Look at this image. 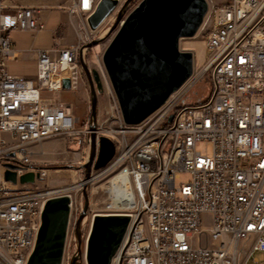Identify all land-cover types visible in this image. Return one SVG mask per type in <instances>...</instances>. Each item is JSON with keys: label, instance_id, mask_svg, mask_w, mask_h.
<instances>
[{"label": "built area", "instance_id": "built-area-1", "mask_svg": "<svg viewBox=\"0 0 264 264\" xmlns=\"http://www.w3.org/2000/svg\"><path fill=\"white\" fill-rule=\"evenodd\" d=\"M99 2L73 0L68 11L87 18ZM206 2L200 32L209 52V96L184 104L195 85L190 77L140 124L124 122L117 97L105 129L97 118V138H110L117 149L101 172L125 171L134 199L113 264H264L256 257L264 255V0ZM45 29L36 9L0 0V264H28L44 207L59 195L40 186L49 170L35 163L36 147L58 135L90 146V124L61 130L82 75L81 45L55 40L37 52L35 77L9 72L19 57L12 34ZM203 144L210 153L199 151ZM28 173L34 182L21 183ZM183 175L190 180L178 183ZM77 242L73 231L63 264L78 254Z\"/></svg>", "mask_w": 264, "mask_h": 264}, {"label": "water", "instance_id": "water-1", "mask_svg": "<svg viewBox=\"0 0 264 264\" xmlns=\"http://www.w3.org/2000/svg\"><path fill=\"white\" fill-rule=\"evenodd\" d=\"M132 0L119 10L111 32L115 38L104 55V63L126 124H140L162 107L193 73V54L180 50L182 38L194 37L200 30L208 10L206 0H143L126 16ZM121 0H100L87 17L92 31H97L120 7ZM91 90L90 155L84 167L86 179L92 171L108 166L116 155V144L106 136L97 138L98 99L95 83L101 89L98 74L80 59ZM64 88L71 89L65 79ZM6 178L16 182L15 173ZM34 174L21 177V183L34 182ZM85 207L75 228L78 256H81L82 223L89 200L84 191ZM71 199L59 196L50 199L42 213V225L28 264H63L71 213ZM132 217L128 214H97L87 238L86 264H113L121 249ZM74 257L70 264H76Z\"/></svg>", "mask_w": 264, "mask_h": 264}, {"label": "rangeland", "instance_id": "rangeland-1", "mask_svg": "<svg viewBox=\"0 0 264 264\" xmlns=\"http://www.w3.org/2000/svg\"><path fill=\"white\" fill-rule=\"evenodd\" d=\"M8 1L11 4L19 5L14 2V0ZM126 1L127 0H121L120 7L113 14V18L107 24H103L97 31H92L89 28L87 18L84 15H72L68 13L70 5L68 2L65 1L60 5L55 4L56 6L53 7L55 10L64 12L67 18L75 21V25L71 22L68 25L63 24L61 26L62 33L60 34L63 35V31L69 27L74 30L76 40L72 43V45H81L79 63L81 57H83L89 69L91 71H96L98 74L101 89H98L95 83L98 99L97 118L99 125H102V128L104 129L108 125V122H106L108 118L114 115L112 105H114V97H116L110 77L106 70L104 55L117 34V31L111 32V29L116 21L119 10ZM142 1L143 0H132L127 7L126 16L134 11ZM213 1L216 4H221L227 0ZM59 24V17L55 13L54 16H52L47 22L48 30L51 32L54 31ZM204 38V32H200L199 30L194 37L182 38L180 40V50L191 52L193 54V73L191 78L195 81V85L184 98V104L194 103L206 99L212 89L210 72L206 71L209 52L207 51ZM54 43L55 41H53V44ZM16 72L31 74L34 72V66L32 62L26 61L23 64L12 68V73ZM72 93L74 97L73 101L71 97V100L68 103L71 105V116L68 120L62 122L63 124L61 125V130L63 131L65 129H69L68 125L72 126V123L80 129H86L90 124L91 90L83 68L77 88L71 92V95ZM173 119L174 114L170 116L169 122L171 123ZM198 149L203 154L211 152V147L206 144L201 145ZM89 155L90 146L88 141L69 138L67 135H58L49 139L46 141L44 146L41 145L39 148H36L34 154L35 163L49 170L47 178L40 183V186L50 190H58L62 188L76 187L81 183H86L89 205L87 214L82 223L84 248L95 215L119 214L126 212V208L118 209L111 206L113 200L110 193V180L118 174V171L107 172L94 181H91L92 178L97 177L100 173H102L101 170H93L90 180H87V171L84 165L88 161ZM189 180V176L183 175L177 182L185 183ZM83 191L84 187H81L67 193L71 196L73 201L67 231V236L69 235V237L73 231L75 232L77 220L85 207V197ZM60 195L61 194L57 196L55 195L53 198L59 197ZM256 257L260 259L261 263H264L263 254L258 253ZM68 258L69 256L67 255L65 258V264H67ZM82 264H86L84 258L82 259Z\"/></svg>", "mask_w": 264, "mask_h": 264}, {"label": "crops", "instance_id": "crops-1", "mask_svg": "<svg viewBox=\"0 0 264 264\" xmlns=\"http://www.w3.org/2000/svg\"><path fill=\"white\" fill-rule=\"evenodd\" d=\"M65 1L71 5L73 0H14V2L21 6L36 9L40 14L41 19L45 22L46 29L37 36L29 32H15L12 34L15 47L19 51V57L17 58V60L9 63V72L12 75L22 77H35L37 73V52L39 50L52 48L54 46L53 41L55 40L58 41L61 47L70 46L76 40L75 32L70 27L63 31V35L60 34L62 33L61 26L63 24L68 25L71 22L73 25H75V21L73 19L67 18L64 12L55 10V8H53L56 6L55 4L60 5ZM55 13L59 17L60 24L54 31L51 32L48 30L47 22L52 16H54ZM26 61L32 62L34 66L33 73H12V68L17 65H21ZM71 97L73 101V93ZM45 143L46 142L41 145L44 146ZM41 145L37 146L36 148H39Z\"/></svg>", "mask_w": 264, "mask_h": 264}, {"label": "bare ground", "instance_id": "bare-ground-1", "mask_svg": "<svg viewBox=\"0 0 264 264\" xmlns=\"http://www.w3.org/2000/svg\"><path fill=\"white\" fill-rule=\"evenodd\" d=\"M112 18H113V14L105 21L104 24H107ZM105 173H106L105 171L100 173L97 177L92 178L91 181H94L95 179L101 177ZM85 184L86 183H81L76 187H68V188L54 190L52 193L61 194L60 196H68L71 199V196H69L67 193L75 190L76 188L84 187ZM110 184H111L110 193H111V198L113 200L111 206L112 207L114 206L115 208L118 209L131 207L134 203V199L132 194V186L129 183V179L126 172L121 171L120 173L116 174L110 180ZM119 214H125V213H119ZM86 244H87V240H86Z\"/></svg>", "mask_w": 264, "mask_h": 264}, {"label": "flooded vegetation", "instance_id": "flooded-vegetation-1", "mask_svg": "<svg viewBox=\"0 0 264 264\" xmlns=\"http://www.w3.org/2000/svg\"><path fill=\"white\" fill-rule=\"evenodd\" d=\"M74 257H77V262H76V264H82V259H83V255L81 254V256L79 255H76V256H74ZM73 257V258H74Z\"/></svg>", "mask_w": 264, "mask_h": 264}]
</instances>
